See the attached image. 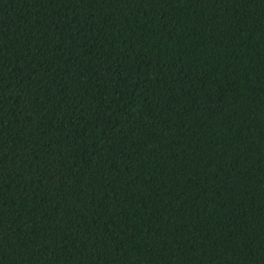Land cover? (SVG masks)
Listing matches in <instances>:
<instances>
[{"label":"trees","instance_id":"1","mask_svg":"<svg viewBox=\"0 0 264 264\" xmlns=\"http://www.w3.org/2000/svg\"><path fill=\"white\" fill-rule=\"evenodd\" d=\"M0 264H264V0H0Z\"/></svg>","mask_w":264,"mask_h":264}]
</instances>
